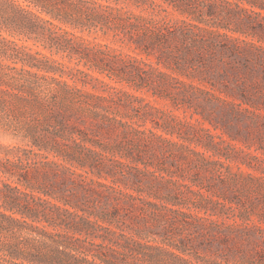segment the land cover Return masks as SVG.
Wrapping results in <instances>:
<instances>
[{
    "label": "trees",
    "instance_id": "16d2710c",
    "mask_svg": "<svg viewBox=\"0 0 264 264\" xmlns=\"http://www.w3.org/2000/svg\"><path fill=\"white\" fill-rule=\"evenodd\" d=\"M1 2L70 60L0 36V129L22 143L0 144L10 263L264 264L256 120L226 111L216 122L201 106L190 120L156 105L193 108L192 90L213 89L191 80L215 88L216 64L253 79L264 0ZM106 29L119 47L84 35ZM249 86L234 97L243 108Z\"/></svg>",
    "mask_w": 264,
    "mask_h": 264
},
{
    "label": "rangeland",
    "instance_id": "374dc122",
    "mask_svg": "<svg viewBox=\"0 0 264 264\" xmlns=\"http://www.w3.org/2000/svg\"><path fill=\"white\" fill-rule=\"evenodd\" d=\"M17 1H19L24 6L28 5L26 2H24V0ZM30 8L33 9V6H31ZM29 21L35 22L9 3H0V36L15 42L20 47L26 45L32 47L35 50H41L60 61L68 63L70 60L69 57L65 56V54L58 53L56 52V50H53V52L46 50L43 48L41 43L37 42V34L33 33L31 26L28 24ZM57 24H59V26L63 28H68L66 25H63L59 22H57ZM77 33H79L78 30ZM84 35L92 39L94 38L97 42L100 43L111 44L116 47L120 46L119 40L114 39L113 33L111 31H108L107 29L99 32H85ZM0 44H2L1 41ZM123 48L125 52L129 51V48L126 44L123 45ZM74 62L75 61H73V63ZM234 70V66L224 67L220 64H216L214 70L206 75L207 79L211 81L212 85L215 86V88L210 86V84H201V82L198 80L199 78L191 80L194 84H200V87L202 88H206L207 90H211L210 88L213 89L212 95H209L206 92L200 91L198 89L192 90L193 92L197 93V98L192 104L193 108H189L188 106H180L179 108H175L172 106V103L169 100L159 98L157 99L156 105L165 107L166 109L174 110L177 115L181 117L186 116L187 119L190 120L199 118V116L195 114V111L199 110V107L201 106L204 108V111H206L216 122L220 121L219 119L223 117L226 111H242L241 113L247 119L254 118L258 126L257 128L262 129L260 133H256L253 139L256 140L255 146L258 147L264 154V61L254 62L252 64V71L254 72L253 79L249 78L248 75L244 72H236ZM92 73H94L95 75H99L93 70ZM100 77L103 78L104 76L101 75ZM104 78L109 81V78ZM242 81L243 84H245L247 81V83L251 85L247 90V97L251 101L252 106L244 105V108L240 106V100L234 98L241 97V93H239L238 88L240 87ZM253 84L256 85L253 86ZM175 86L179 87V85ZM142 94L149 98H152L150 92L147 93L146 91H144L142 92ZM234 102L236 104H234ZM206 127L212 128L209 124H206ZM0 144L15 146L22 143L19 140L11 137L9 133L0 129ZM1 188L2 185H0V189ZM1 203L2 200L0 196V205ZM1 238L2 234L0 235V239ZM0 264H12L10 263V258L8 256H5L3 252H0Z\"/></svg>",
    "mask_w": 264,
    "mask_h": 264
}]
</instances>
